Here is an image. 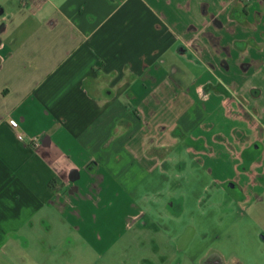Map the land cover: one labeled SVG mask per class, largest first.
Instances as JSON below:
<instances>
[{
    "label": "crops",
    "instance_id": "crops-1",
    "mask_svg": "<svg viewBox=\"0 0 264 264\" xmlns=\"http://www.w3.org/2000/svg\"><path fill=\"white\" fill-rule=\"evenodd\" d=\"M220 132L264 150V0H0V264H100L164 152Z\"/></svg>",
    "mask_w": 264,
    "mask_h": 264
},
{
    "label": "rangeland",
    "instance_id": "rangeland-1",
    "mask_svg": "<svg viewBox=\"0 0 264 264\" xmlns=\"http://www.w3.org/2000/svg\"><path fill=\"white\" fill-rule=\"evenodd\" d=\"M176 59L184 68L188 66L183 58ZM231 133L235 140L239 138L241 146L242 126L232 127ZM218 137L214 156L206 155L199 142L187 140L164 152L163 168L150 173L137 190L138 205L146 213L147 225L137 223L135 227L150 232L117 242L99 260L100 264H134L145 242L150 246L142 253L145 255V250L153 254L149 264H161L162 260L165 264H199L210 249L218 251L226 264H258L264 260V241L260 239L264 229V150L241 156L230 138L221 132ZM212 160L223 167L218 171L209 166ZM227 166L230 171L231 167L236 169L239 188L228 187V181L221 182ZM248 176L255 181L249 183ZM188 225L195 232L187 248L180 250L178 237ZM72 238L74 244L67 250L76 257L82 240L76 234Z\"/></svg>",
    "mask_w": 264,
    "mask_h": 264
},
{
    "label": "flooded vegetation",
    "instance_id": "flooded-vegetation-1",
    "mask_svg": "<svg viewBox=\"0 0 264 264\" xmlns=\"http://www.w3.org/2000/svg\"><path fill=\"white\" fill-rule=\"evenodd\" d=\"M235 186L238 187L233 182H229V184H228V187H230V188H234ZM240 189L242 190L241 187H240ZM172 205H173V202H172ZM184 230H185V228H184ZM148 231H149L148 229H140V230H137L136 233L133 234V235L137 236L138 238H141L144 233L148 234L150 232V231L149 232ZM194 231H195L194 227L191 226V225H188L186 227L185 233L183 235H179V237H178V245H179V249L180 250H183V247H184L185 243L187 242L188 239H190L191 234L194 233ZM140 246H141L140 247L141 251H140V255H139V262L140 263H138V264H147V263L149 264V260L151 258V252L152 251H150L149 254H147L146 251L144 250L145 255L142 253V249H146L148 246H150L149 242L148 243L145 242L144 245L141 244ZM149 249L151 250V247ZM212 254H213V252L209 253V256H208L207 260L211 262L210 264H215V261H217V260L214 257H211V256H213ZM134 264H135V262H134Z\"/></svg>",
    "mask_w": 264,
    "mask_h": 264
},
{
    "label": "built area",
    "instance_id": "built-area-1",
    "mask_svg": "<svg viewBox=\"0 0 264 264\" xmlns=\"http://www.w3.org/2000/svg\"><path fill=\"white\" fill-rule=\"evenodd\" d=\"M9 123L15 129V132L17 133V135L19 137L28 140V142L31 143V144L38 145V140H36L33 137H29L26 133H24L23 131L20 130L18 122L16 120L10 119Z\"/></svg>",
    "mask_w": 264,
    "mask_h": 264
}]
</instances>
